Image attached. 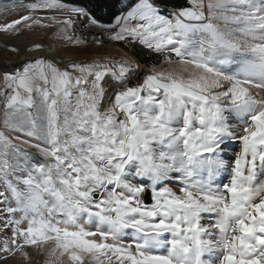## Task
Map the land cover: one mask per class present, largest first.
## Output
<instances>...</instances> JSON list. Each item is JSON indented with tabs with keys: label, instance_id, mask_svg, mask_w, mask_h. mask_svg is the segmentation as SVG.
<instances>
[{
	"label": "snow or ice",
	"instance_id": "snow-or-ice-1",
	"mask_svg": "<svg viewBox=\"0 0 264 264\" xmlns=\"http://www.w3.org/2000/svg\"><path fill=\"white\" fill-rule=\"evenodd\" d=\"M193 2L168 16L137 0L115 17L112 39L138 41L175 67L71 64L70 72L41 58L5 75L4 127L29 139L0 130L8 192L0 191V228L11 230L0 252L27 258L35 248L45 264H264V185L253 184L264 170V100L251 92L264 89V0ZM64 6L43 0L31 11ZM70 11L100 26L84 8ZM31 24L41 19L25 15L0 31ZM108 71L120 88L102 111ZM226 137L241 144L231 166L221 157ZM14 140L47 163L13 161ZM229 167V182L216 183ZM204 213L215 222L202 224Z\"/></svg>",
	"mask_w": 264,
	"mask_h": 264
},
{
	"label": "rangeland",
	"instance_id": "rangeland-1",
	"mask_svg": "<svg viewBox=\"0 0 264 264\" xmlns=\"http://www.w3.org/2000/svg\"><path fill=\"white\" fill-rule=\"evenodd\" d=\"M132 1L133 0H122V4L127 7V10L121 15H126L127 12L130 11L129 6ZM188 1L189 7L186 9L195 8L193 0ZM42 2L43 0H0V25L11 23L12 21L20 19L25 15H31L35 18L41 19V24H31L30 27L25 25L18 26V32L0 31V130L5 131L6 135H10L12 137L20 135L21 139L29 138L22 136L20 133L9 132V130L6 129L3 124V121L6 118V110L4 107L5 95L9 92L4 80V77L7 73H12L16 70H20L28 63L34 62L35 60L41 58L48 62H51L60 70H67L70 72L72 71L69 67V65L71 64L97 65L99 66L100 70L107 71V69L105 68L106 65L115 67L117 64L122 62L131 64L140 63L132 53L134 50L132 48H134L133 46L135 42L138 43L140 47L146 48L138 41H121L112 39L111 36L119 32V27L115 26L114 22L111 24L113 25L112 27H108L109 25L103 24H99L100 26H98L101 28L103 27V29L112 30L110 35H106V40H99L95 37H92L90 41L84 40L79 33H77V35L74 34V23L71 27H66L62 23H56V21H62L68 16L75 15L71 13L70 9L79 7L60 1L61 4L65 5L64 7L52 8L47 10L41 9L35 12L31 11V6L33 4H40ZM178 11L179 10L167 13L162 12V14L170 16ZM42 25L47 26L45 27ZM68 37H71V39H68ZM76 41L80 42L76 43ZM120 44H123V46H121ZM159 54L162 55V53ZM164 55L165 54H163V58H161L162 61H160L162 63H160L158 67L153 66L151 68H145L144 66L139 64L142 68L143 73H151L153 68H155L156 70H164L175 67L174 65L170 66L164 62ZM173 59H175V57H173ZM73 75H76V73H73ZM141 77L142 75L138 77L134 76L131 78V81ZM110 81L117 83L116 87L118 88V90L120 88L118 82L111 78V72L108 71L104 81L101 82L102 87H104L106 92L105 99L101 106L102 111L108 107H111L109 101L113 93H111L109 90L110 86H107ZM251 92L257 100H264V89L253 88L251 89ZM174 126L179 125L176 124ZM33 142L35 143L36 141ZM14 143L19 147L20 152L13 154V161H26L28 164H33L35 159L32 157H35L37 161L47 163L45 157H43L36 148L25 145L21 143L20 140H14ZM228 143H233L238 147V151H241V144L238 139H231L226 137L221 147L223 145H227ZM26 156H31L30 160L29 158L28 160H26ZM233 161L234 160H232L231 163ZM23 174L24 173L17 172L15 175ZM8 178L12 179L13 183L17 184V187L21 191L24 190L25 186L23 184L17 183L13 176L10 175ZM229 180L230 171H228L227 177L225 179L223 178V174L221 173L217 177L216 183H227L229 182ZM253 184L257 186L264 185V175H262L259 167L256 170V176ZM168 186L179 188L178 182L176 181L168 183ZM171 189L179 194V192H177L173 188ZM0 191H4L5 194L8 195L3 181H0ZM0 199H2V197H0ZM3 207L4 205L0 204V209H3ZM5 215V213L0 212V217H3ZM15 215L17 218H19V213H16ZM214 222L215 214H202V224L207 225ZM2 225L3 219H0V226ZM24 226L25 225H21V227ZM10 236V229L0 228V247H3L4 240L8 239ZM128 240L129 239L125 238V241ZM26 251L28 252L27 258H25L20 252H17L14 255L0 252V264H45L46 260L48 259L46 254L38 252L35 248H28L26 249ZM65 264H67L66 261ZM85 264H88V262L85 261Z\"/></svg>",
	"mask_w": 264,
	"mask_h": 264
},
{
	"label": "trees",
	"instance_id": "trees-1",
	"mask_svg": "<svg viewBox=\"0 0 264 264\" xmlns=\"http://www.w3.org/2000/svg\"><path fill=\"white\" fill-rule=\"evenodd\" d=\"M64 3L77 6L79 8H84L89 13H91L94 17L97 18L99 24L103 25H111L116 16H120L127 10V7L122 4V0H60ZM137 0H133L130 4H134ZM154 4H156L162 12H172L180 9H186L189 7L188 0H152ZM129 6V7H130ZM123 46V44H120ZM133 56L137 59L139 64L144 66L145 68H151L153 66L158 67L160 65L161 58H163V54L154 53L149 49L140 47L138 43H134L133 46ZM236 66L232 65L230 68H235ZM229 122L232 124L233 131L239 135L241 132L242 123L239 118L235 117L234 115L229 117ZM223 152H221V157L226 161V163L231 166V161L235 159L236 154L239 152L238 147L235 146L233 143H228L227 145H223ZM30 160L31 156H26V160ZM33 164L42 163V161H37L35 157ZM230 171V167L229 170ZM228 171L221 172L223 174V178L227 177ZM262 175H264V170L260 169ZM173 175H179V173H174ZM133 182H137L133 180ZM168 186V185H167ZM177 192H179L178 187H171ZM126 239L130 240V237H125ZM163 251V250H161Z\"/></svg>",
	"mask_w": 264,
	"mask_h": 264
},
{
	"label": "built area",
	"instance_id": "built-area-1",
	"mask_svg": "<svg viewBox=\"0 0 264 264\" xmlns=\"http://www.w3.org/2000/svg\"><path fill=\"white\" fill-rule=\"evenodd\" d=\"M71 19L74 22V34L77 35L79 33L84 40L90 41L92 37H95L99 40H106V35L111 33L112 30L103 29V27H98L96 25H92L87 23V18H78L76 15H72ZM143 76L138 79H134L131 81V86H135L137 83H142ZM110 81L107 86L109 87ZM117 83H114L113 86H116ZM120 119H124L123 115L119 116Z\"/></svg>",
	"mask_w": 264,
	"mask_h": 264
},
{
	"label": "bare ground",
	"instance_id": "bare-ground-1",
	"mask_svg": "<svg viewBox=\"0 0 264 264\" xmlns=\"http://www.w3.org/2000/svg\"><path fill=\"white\" fill-rule=\"evenodd\" d=\"M113 84H114V82H111L110 85H109L110 86L109 90H110L111 93H113L114 91L118 90V88L116 86H113Z\"/></svg>",
	"mask_w": 264,
	"mask_h": 264
},
{
	"label": "water",
	"instance_id": "water-1",
	"mask_svg": "<svg viewBox=\"0 0 264 264\" xmlns=\"http://www.w3.org/2000/svg\"><path fill=\"white\" fill-rule=\"evenodd\" d=\"M146 201H148V202H150V198L149 197H147V196H145V197H143Z\"/></svg>",
	"mask_w": 264,
	"mask_h": 264
}]
</instances>
